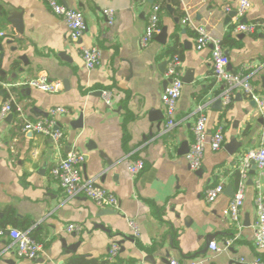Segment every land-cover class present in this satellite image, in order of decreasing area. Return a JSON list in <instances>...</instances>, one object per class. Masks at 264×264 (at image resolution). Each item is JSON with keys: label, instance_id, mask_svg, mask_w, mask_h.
<instances>
[{"label": "crops", "instance_id": "1", "mask_svg": "<svg viewBox=\"0 0 264 264\" xmlns=\"http://www.w3.org/2000/svg\"><path fill=\"white\" fill-rule=\"evenodd\" d=\"M59 1L83 12L86 28L78 42L68 38L65 23L43 0H0V105L12 98L29 120L44 119L57 106L68 110L55 116L63 133L58 142L24 131L15 111L0 121V227L27 229L41 244L35 259L20 258L5 233L0 237V264L77 263L72 260L79 256L102 264L112 242L119 245L113 264H162L164 258L197 264H253L256 257L264 261V251H257L253 242L255 182H260L264 197V174L248 169L240 228L227 213L232 196L226 193L227 186L237 188L245 152L264 146V111L239 87L231 90L225 105L226 85L213 78L210 62L212 42H219L228 69L248 75L264 99V38L234 31L239 22L264 23V0H250L242 17L236 13L228 18L237 0ZM153 3L160 4L159 31L141 46ZM104 8L114 10L112 24L103 16ZM9 12L17 13L13 21H7ZM186 16L190 21L183 23ZM163 26L166 36L161 42L156 37ZM197 26H203L211 40L203 49L195 47ZM79 45L99 49L96 67H85ZM173 55H180L183 87L175 122L166 129L161 93L167 60ZM40 73L60 80L61 89L49 93L26 84ZM103 89L111 92L110 105L97 92ZM199 105L209 133L222 127L224 144L219 150L206 146L200 167L192 169L186 153L178 150L183 142L189 149ZM80 115L78 127L73 123ZM71 148L84 154L82 176L114 194L118 210L82 194L65 198L50 170ZM134 159L145 164L137 175L127 169ZM217 183L224 185L223 192L207 202L206 189ZM127 219L137 223V237ZM68 223L81 230L68 232ZM61 239L74 250L65 251ZM212 241L220 250L210 248Z\"/></svg>", "mask_w": 264, "mask_h": 264}, {"label": "built area", "instance_id": "2", "mask_svg": "<svg viewBox=\"0 0 264 264\" xmlns=\"http://www.w3.org/2000/svg\"><path fill=\"white\" fill-rule=\"evenodd\" d=\"M48 9L56 16L60 17L67 28L68 38L73 42H78L82 36L86 21L83 12L79 9H74L65 6L59 0H43ZM250 7V0H237L236 13L242 17ZM230 9L229 7L227 8ZM103 16L108 24H112L114 20V10L112 8H104ZM190 19L186 16L182 22H189ZM160 23V4L153 3L150 6L143 33L140 38L141 46H146L153 38L154 34L159 31ZM235 32L255 34L260 33L264 38V23L261 22H239L235 28ZM195 47L203 49L207 47L211 40L203 26L196 27ZM4 33L0 32V36ZM80 57L87 69H93L100 63V51L95 46L79 45ZM1 58V55H0ZM210 62L212 65V76L220 83L226 85L222 93L223 103L227 105L231 100V90L241 88L246 95L256 102L258 109L264 111V99L258 95L253 88L248 75L242 72H231L228 69L229 59L225 54L221 44L213 41L210 48ZM165 76L169 81L161 93V102L166 118L165 128H170L175 122V111L179 97L182 93L183 81L179 73V58L176 55L171 56L167 60ZM26 84L39 90L54 93L61 89V81L50 79L47 75L40 73L39 75L26 81ZM101 97L107 104H111V92L103 89ZM198 116L193 125V140L186 153V159L192 169H197L201 165L206 146L212 150H219L224 144V133L222 127H218L213 132L207 130V116L204 113L203 105H199ZM15 111L22 119V129L38 134H43L51 137L55 142H58L63 133L59 128H56L55 116L59 113H67L65 107L57 106L51 108L48 116L44 119L29 120L25 117L23 109L20 105L11 98L0 105V121L10 112ZM84 154L76 149L71 148L68 153L59 159L51 168V177L58 183L66 199L84 195L94 201L96 204L110 209H117L119 201L117 197L106 189L98 186L92 179L84 178L81 172V165L84 162ZM251 161H254L259 176L264 174V146L260 145L256 148L249 149L243 155L241 164L238 167V184L234 190L233 196L230 198L227 213L230 219L241 227L240 211L245 198V181L250 168ZM142 159H134L128 165L127 169L132 175H137L144 169ZM256 196L254 198L255 219L253 223V242L257 251H264V197L260 188V182H255ZM224 190L222 183H217L208 187L205 191V200L207 202L214 201L218 195ZM129 228L134 237L139 235V227L133 219H127ZM68 232H78L81 226L76 223H68L66 225ZM7 233L14 244V251L17 257L35 259L41 250V244L30 236L27 229L20 230L16 228L4 229L0 227V237ZM230 243H226L228 246ZM212 250L218 251L220 248L212 241L209 243ZM119 245L112 242L107 250L105 257L106 262L102 264H113L117 257ZM79 264V263H65ZM162 264H197V261L191 260L184 263L175 258H168L167 262ZM253 264H264L260 257H256Z\"/></svg>", "mask_w": 264, "mask_h": 264}, {"label": "water", "instance_id": "3", "mask_svg": "<svg viewBox=\"0 0 264 264\" xmlns=\"http://www.w3.org/2000/svg\"><path fill=\"white\" fill-rule=\"evenodd\" d=\"M151 2H153V0H150ZM166 8L168 9V10H170V11H172V7L169 5V4H167L166 5ZM233 14H236V10H230V11H228L227 12V17L226 18H228V16H230V15H233ZM17 16V13L16 12H9L8 13V16H7V21H13V17H16ZM175 20H178V18L176 17L175 18ZM243 21V20H242ZM242 34H240L239 36H241ZM165 36H166V27L165 26H163L161 29H160V32L157 34V39L158 40H160L161 42H164L165 41ZM22 59H23V57H21ZM161 65L162 66H165V61H163L162 63H161ZM169 81V79H166V80H164L163 81V86L165 87L166 86V84H167V82ZM98 93H101V91H97ZM220 103V101L218 102V104ZM250 103L252 104V105H255V103L251 100L250 101ZM150 113H153V111H151ZM73 123V122H72ZM73 124H75V126L77 125L78 127L79 126H81V115L79 116V118L77 119V120H75L74 121V123ZM72 124V125H73ZM56 128H58V126L56 125ZM89 146V145H88ZM188 152V146H187V143H185V142H183L182 144H181V147H180V149L178 150V153L179 154H184V153H187ZM232 153V152H231ZM99 154H100V156L101 157H103L105 160H106V163L108 164V165H110L111 164V160L103 153V152H99ZM251 173L253 174L254 173V170L256 169V165H255V163H254V161H251ZM250 183H252V181H250ZM227 189H228V192H226L228 195H230V196H233V193H234V190H233V188L231 187V186H227L226 187ZM95 226H97V227H99V228H101V229H104V230H106V231H108L109 229L108 228H106L103 224H101V223H97ZM211 236L212 235H208L207 236V239L209 240V238H211ZM128 239H130L131 240V237H129ZM61 241H62V245L64 246V247H66V250L65 251H68V250H74V245H69V246H66L65 245V241H64V239H61ZM163 262H167V259H163ZM228 264H229V262H228ZM249 264H252V263H249Z\"/></svg>", "mask_w": 264, "mask_h": 264}, {"label": "trees", "instance_id": "4", "mask_svg": "<svg viewBox=\"0 0 264 264\" xmlns=\"http://www.w3.org/2000/svg\"><path fill=\"white\" fill-rule=\"evenodd\" d=\"M175 1V0H174ZM2 8H1V6H0V13H2ZM169 51H170V49H169ZM171 51L172 52H174V50H172L171 49ZM180 55H177V57L180 59V57H179ZM261 259H262V257H260ZM72 262H77V263H79V264H93V263H96L97 262V260H94V259H86V258H84V257H81V256H79V257H76V258H74L73 260H72Z\"/></svg>", "mask_w": 264, "mask_h": 264}]
</instances>
